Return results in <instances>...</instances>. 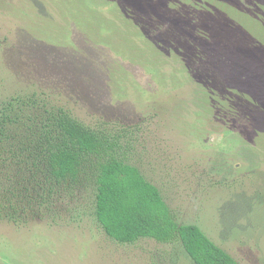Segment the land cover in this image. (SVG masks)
<instances>
[{"label": "rangeland", "instance_id": "1", "mask_svg": "<svg viewBox=\"0 0 264 264\" xmlns=\"http://www.w3.org/2000/svg\"><path fill=\"white\" fill-rule=\"evenodd\" d=\"M16 97L120 134L179 224L264 264V0H0V107ZM94 202L87 175L58 222L0 219V264H193L110 239Z\"/></svg>", "mask_w": 264, "mask_h": 264}, {"label": "trees", "instance_id": "2", "mask_svg": "<svg viewBox=\"0 0 264 264\" xmlns=\"http://www.w3.org/2000/svg\"><path fill=\"white\" fill-rule=\"evenodd\" d=\"M30 107L20 97L0 107L1 220L21 226L50 211L58 222L57 201L91 175L93 216L115 242L149 239L177 245L193 264H240L199 226L177 222L159 188L127 156L120 134L94 129L63 107H44L40 116Z\"/></svg>", "mask_w": 264, "mask_h": 264}]
</instances>
